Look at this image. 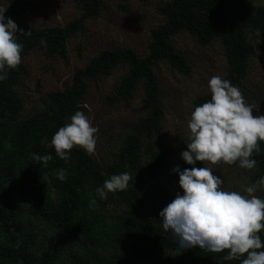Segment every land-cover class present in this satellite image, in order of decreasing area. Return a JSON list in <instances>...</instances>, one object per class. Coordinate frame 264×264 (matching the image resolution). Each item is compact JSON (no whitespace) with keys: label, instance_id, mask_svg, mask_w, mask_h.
<instances>
[{"label":"trees","instance_id":"1","mask_svg":"<svg viewBox=\"0 0 264 264\" xmlns=\"http://www.w3.org/2000/svg\"><path fill=\"white\" fill-rule=\"evenodd\" d=\"M64 1L72 2L81 16L65 26L17 35L23 45L22 62L0 82V264H241L244 257L224 260L227 250H178L171 232L162 228L159 212L177 192L183 193L178 174L167 169L172 153L165 142L164 90L156 67L167 63L172 70L191 75L190 63L173 44L177 35L188 33L202 46L220 42L228 69L223 78L242 86L251 58L258 50L264 53V4L169 0L159 8L164 22L151 31L145 56L129 48L103 50L75 72L70 87L50 94L40 110L27 115L17 90L27 75L24 56L40 49L66 60L69 40L85 34L87 21L102 15L101 0ZM1 2L9 6L5 16L13 21L38 9L30 0ZM254 34L257 44L251 38L255 39ZM120 66L127 71L108 100L129 105L142 87L144 115L121 138L120 148L109 160L74 146L65 163L49 146L53 135L70 123L76 111L89 117L85 108L88 82L109 77ZM210 96L208 88L196 99L195 107ZM258 143L261 152L252 156L257 166L251 171V184L264 177V142ZM33 154H51L52 159L44 167L32 159ZM179 166L181 170L192 167L185 162ZM195 166L205 167L204 162ZM60 169L65 171L64 181L57 178ZM124 171L133 177L127 189L101 200L96 188ZM261 237L264 240V232Z\"/></svg>","mask_w":264,"mask_h":264},{"label":"rangeland","instance_id":"2","mask_svg":"<svg viewBox=\"0 0 264 264\" xmlns=\"http://www.w3.org/2000/svg\"><path fill=\"white\" fill-rule=\"evenodd\" d=\"M37 6V12L15 19L19 29L37 30L45 27L65 26L81 16V12L72 2L64 0H30ZM169 0H101L102 15L95 20L87 21V32L77 34L70 39L67 46V59L51 57L45 51L37 49L23 58L27 67V75L17 87L25 101V113L33 114L44 106L48 96L56 91H63L73 83L77 70L106 49H133L140 56L149 51L151 31L159 27L164 19L159 13L160 6ZM256 5H263L264 0H253ZM1 7L9 6L5 2ZM251 38L255 43L257 35ZM173 44L185 56L192 67L190 76L172 70L167 63L156 67L158 80L163 88L166 107L165 142L171 150L169 167L172 169L184 161L180 153L188 142L189 129L187 123L195 108L196 99L208 89V81L212 76L223 77L227 72L224 49L220 42L209 46L200 45L188 33H181L173 39ZM127 67L120 66L109 77H102L88 82V93L85 108L89 113L92 126L99 129L95 155L101 160H109L120 148L121 138L129 132L132 125L144 115L141 110L144 90L136 93L129 105L112 104L108 97L115 94V87ZM245 101L254 108L253 115H264V53L258 50L250 60V71L247 80L238 87ZM211 167L213 174L224 181L228 191L242 194L251 184V171L240 168L237 164L218 163ZM145 178V177H144ZM255 196L264 199V190L258 189Z\"/></svg>","mask_w":264,"mask_h":264},{"label":"clouds","instance_id":"3","mask_svg":"<svg viewBox=\"0 0 264 264\" xmlns=\"http://www.w3.org/2000/svg\"><path fill=\"white\" fill-rule=\"evenodd\" d=\"M7 8L0 7V82L7 79L8 72L15 70L22 62L23 45L18 42V25L6 18ZM19 29V33L30 34ZM46 46L45 41H41ZM210 99L198 105L190 114L187 150L180 158L191 168L181 170L177 165L171 169L179 176L182 193L160 212L162 228L171 232L179 249L199 247L210 253H222L226 261L241 260V264H264V199L254 195L264 189V177L247 186L244 193L228 191L224 181L213 174L211 167H199L197 162L212 165L237 164L240 168L252 170L257 161L253 154L261 152L259 142H264V115H253V106L245 101L241 90L221 76H212L208 81ZM89 117L76 111L70 123L60 127L53 135L50 147L67 163L70 151L79 146L88 155L95 154L97 133ZM32 159L47 167L51 154H33ZM57 178L66 179L60 169ZM131 173L124 171L113 174L97 187L96 195L107 199L109 193L127 189ZM95 203V200L92 201Z\"/></svg>","mask_w":264,"mask_h":264}]
</instances>
